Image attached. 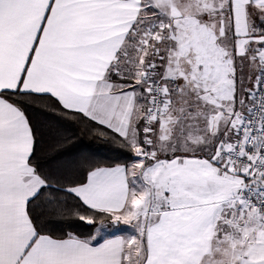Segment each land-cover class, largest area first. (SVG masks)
Here are the masks:
<instances>
[{"label": "snow or ice", "instance_id": "1", "mask_svg": "<svg viewBox=\"0 0 264 264\" xmlns=\"http://www.w3.org/2000/svg\"><path fill=\"white\" fill-rule=\"evenodd\" d=\"M45 99L126 158L44 169ZM0 264H264V0H0Z\"/></svg>", "mask_w": 264, "mask_h": 264}, {"label": "trees", "instance_id": "2", "mask_svg": "<svg viewBox=\"0 0 264 264\" xmlns=\"http://www.w3.org/2000/svg\"><path fill=\"white\" fill-rule=\"evenodd\" d=\"M30 113L40 134L38 161L46 170L75 178L92 165L111 164L126 158L125 151L118 144L95 135L88 124L61 119L49 100L37 101L30 108ZM36 211L43 212L44 208L37 207ZM50 227L59 232L67 226L56 222ZM95 229L79 221H73L71 227V230L85 236L92 235Z\"/></svg>", "mask_w": 264, "mask_h": 264}, {"label": "crops", "instance_id": "3", "mask_svg": "<svg viewBox=\"0 0 264 264\" xmlns=\"http://www.w3.org/2000/svg\"><path fill=\"white\" fill-rule=\"evenodd\" d=\"M96 227H99V225L96 226ZM111 229H112V227H109V228L107 229V231L110 232V233H115V232H116V231H111ZM94 234H96V229H95V231H94V233H93L92 235H94ZM116 234H119V233H116Z\"/></svg>", "mask_w": 264, "mask_h": 264}, {"label": "rangeland", "instance_id": "4", "mask_svg": "<svg viewBox=\"0 0 264 264\" xmlns=\"http://www.w3.org/2000/svg\"><path fill=\"white\" fill-rule=\"evenodd\" d=\"M111 231H116V229L115 228H112Z\"/></svg>", "mask_w": 264, "mask_h": 264}]
</instances>
